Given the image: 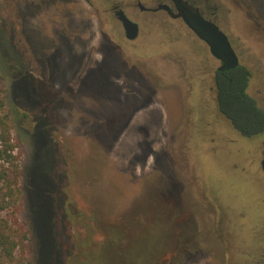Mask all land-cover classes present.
I'll use <instances>...</instances> for the list:
<instances>
[{
    "label": "rangeland",
    "instance_id": "obj_1",
    "mask_svg": "<svg viewBox=\"0 0 264 264\" xmlns=\"http://www.w3.org/2000/svg\"><path fill=\"white\" fill-rule=\"evenodd\" d=\"M211 1L264 109V0ZM114 3L139 24L135 40ZM133 4L0 0V134L13 157L0 160V234L15 243L0 264H32V221L49 264H220V238L225 264L264 250V132L248 140L220 115V62L204 42ZM184 219L206 227V259L175 252Z\"/></svg>",
    "mask_w": 264,
    "mask_h": 264
},
{
    "label": "trees",
    "instance_id": "obj_2",
    "mask_svg": "<svg viewBox=\"0 0 264 264\" xmlns=\"http://www.w3.org/2000/svg\"><path fill=\"white\" fill-rule=\"evenodd\" d=\"M250 77V70L241 64L228 71H216L214 75L215 100L220 115L226 119L234 131L248 140L264 132V109L248 93ZM0 140L4 143L3 148H0V160L12 159L13 157L7 153L9 149H12L8 143V136L0 134ZM32 226L36 233L32 264H49L51 260L45 261L44 251L41 254L42 251H39L37 247L38 235L47 234L44 224L39 225L32 221ZM14 247L15 243L9 236L0 234V248L10 261L13 260Z\"/></svg>",
    "mask_w": 264,
    "mask_h": 264
},
{
    "label": "flooded vegetation",
    "instance_id": "obj_3",
    "mask_svg": "<svg viewBox=\"0 0 264 264\" xmlns=\"http://www.w3.org/2000/svg\"><path fill=\"white\" fill-rule=\"evenodd\" d=\"M133 1L135 2V5L134 4L133 5L136 6L143 13L150 14V15L163 14V15H165V17H169V18L174 19V20H181L182 21V19L177 16V11H176L175 6H174V4H173V2L171 0H133ZM183 1L186 2L187 5L189 7H191L192 9L198 10V12L204 18L213 21L214 23H216V25L218 24L217 21H216L217 17L215 15L216 12H217V8L211 6V3H212L211 0H183ZM111 9L113 10L114 16H115V12L117 10L121 9L123 11L122 6L120 4H118V3H114L113 6L111 7ZM125 15H126V13H125ZM131 21H133V20H131ZM133 22H135V21H133ZM136 24L138 25V35H139V31H140L139 24L138 23H136ZM188 30L191 31L190 29H188ZM138 35H137V37H138ZM124 37H125V35H124ZM129 41H133V40H129ZM200 41H202V40H200ZM230 42H231V40H230ZM232 46H233V44H232ZM178 66H180L181 68L184 69V67H182L181 65H178ZM180 67H178V68H180ZM218 67H216L215 72L217 71ZM184 75H183V77H184ZM186 77L187 76L185 75L184 78H186ZM187 78H190V77H187ZM263 156H264V153H263ZM262 170L264 171L263 162H262ZM185 221H186V223H184ZM183 223L182 224L180 223V225L178 227L179 228L178 237L182 236V239H181V241L177 240V242H178V245L181 246V247L178 246L177 250L175 252H178V253H182V252L183 253H185V252L193 253L194 255L197 256V258L201 257L203 259H206L208 255L209 256L212 255L211 254L212 249L210 248L209 244L204 242V241H200L199 240V238H201L203 235H205V233H207L206 227L200 226L202 229H204V230H200L199 226L196 223H193L192 219H189V220L188 219H184ZM186 242H189V245L186 248H190L191 247L192 248L191 251H186V249H185V243ZM219 243H220V246L222 248V254L219 256L220 264H225V263H228L229 261H232L233 258L231 256H229V253L227 252L228 251L227 249L230 247V244L228 243V241L223 240V239L220 238L219 239ZM250 257L257 258V261L255 262V264H264V250L260 251L257 256H253L249 252H247L246 254H242L240 257L238 255H236V257H235L236 259L234 261L237 264H248L247 260Z\"/></svg>",
    "mask_w": 264,
    "mask_h": 264
},
{
    "label": "water",
    "instance_id": "obj_4",
    "mask_svg": "<svg viewBox=\"0 0 264 264\" xmlns=\"http://www.w3.org/2000/svg\"><path fill=\"white\" fill-rule=\"evenodd\" d=\"M183 23L193 34L202 40L209 49L210 54L220 62L217 71H228L236 68L240 62L232 47L228 36L211 20L204 18L196 9H192L183 0H171ZM115 17L121 23L125 38L134 40L138 35V25L131 21L119 9Z\"/></svg>",
    "mask_w": 264,
    "mask_h": 264
}]
</instances>
